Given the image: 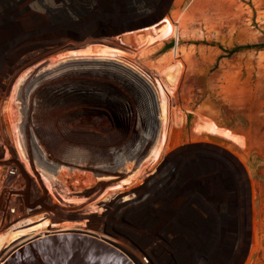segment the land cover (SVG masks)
I'll list each match as a JSON object with an SVG mask.
<instances>
[{
    "label": "bare ground",
    "instance_id": "1",
    "mask_svg": "<svg viewBox=\"0 0 264 264\" xmlns=\"http://www.w3.org/2000/svg\"><path fill=\"white\" fill-rule=\"evenodd\" d=\"M167 1L165 0L163 3H167ZM160 3L162 0L155 6L157 13ZM178 4L179 0H174L173 7H177ZM75 6L74 2L70 0H38L34 3L31 0H0V258L2 256L4 258L9 252L11 254L0 264H8L7 261L19 252L28 254L27 252L33 249V246H30L36 242L62 235L84 236L96 242L107 244L115 249L116 253L112 250L106 251L110 254L114 252L116 261L123 264H129L128 261L133 264H144L138 252L133 251L123 241L124 235L133 236L131 231L114 227L112 229L109 225L101 230H97L94 226L85 230L80 227L83 226L82 223L58 224L62 222L61 219L67 216V213L54 208L52 206L53 200L57 202L56 197L59 196L63 201L60 203L63 208L67 209L68 206H72L79 210L81 207L75 205L80 202L84 201V203H90L92 207H95L93 203L95 198L104 200L111 198L108 202L104 201L106 203L93 208V211L94 209L102 210L106 214L98 215L99 212L97 211L96 215H80L83 216V220L88 219L89 222H103L109 220V213L112 209H127L133 212L138 208L136 201H129L128 204L122 205L123 202L132 198L130 195H124L122 200L113 197L120 195V191L140 183L147 170L154 171L156 168L168 166L172 167L173 170H179L177 168L179 167L178 172L182 171L188 175L191 182L185 185L184 190H190L192 186L195 187L198 180L210 182L208 185L197 189L202 196L201 198L215 197L219 194L228 195L227 190L230 189L228 188L229 176L213 178L204 176V174L229 170L237 175L235 168L226 161L219 159L222 157H218V154L208 153L206 157L207 163H209L208 167L206 164L204 166L203 160L199 156H195L196 162L191 164V158L183 156V153H177L173 157V163L171 161V164H168L169 160H166V163L161 164V161L165 160L163 158L167 152L173 149L175 128L178 130L177 128L184 126L187 114L194 116L192 131L196 139L202 140L203 138L217 144L221 141L226 144L227 141L238 145L242 144L240 143L241 140L229 129L219 125L213 120L214 118H209L212 112H209L208 109L192 112L187 108L181 109L177 106V98H180V95L182 98L184 96L183 94L179 95V92H181L180 82L183 73H186V68L176 56L182 54L188 58V52L183 49H179L178 52L175 49L171 53L161 56L160 59L148 60L153 51L160 50L165 46L166 42L162 40L171 39L178 42L182 38L193 35L194 27L191 26V22H186L180 18L171 19L175 25L171 32L168 33L165 30L162 32V40H154L153 38L155 29L158 28L155 24L123 32L121 29L124 27H119L117 29H119L120 34L117 37L103 39L95 37H99V35H95L98 34L97 31H94L97 20L103 19L106 25L115 32L117 29L112 25L121 20L123 22L129 18H135L136 14L133 13V10L130 11L131 13L125 14V4L120 0H105L94 5L84 4L79 7L76 4ZM70 28L78 32L77 41L73 40V42L61 37L62 31ZM194 31L201 34L200 29ZM153 42L155 45L147 50L146 48L149 46L146 45H151ZM106 50L117 55L108 54ZM79 52H93V54H80ZM82 59L114 63L112 66L102 64L94 66L99 67L100 71L110 72V74L116 70L121 77L119 79H125L124 76L128 78L126 80L127 85L140 88L143 96L147 99V106L152 108L154 118V102L157 105L156 119L158 124L149 121L142 124L134 111L125 118L127 124L126 137L130 138L131 143L132 139H136L134 154H131L133 157L129 162L125 150L130 146L120 144L119 141L107 140L110 136L115 135V132L112 133L111 130H105L99 124H94L95 121H78L77 124L75 121V124L74 122L73 125L69 124L71 118L69 119L68 115L75 108L73 109L69 105L65 107L69 97L57 89L75 75L78 78L85 77L83 72L79 74L72 72L73 70H84L83 65L85 64L78 61ZM75 107L80 106L77 104ZM45 118L51 120L50 126H48V121L46 122ZM72 135L74 138H80L84 143L69 144L72 139H67L66 136ZM93 138L99 140L100 144H92ZM67 145H73L78 149V157L85 155L86 163L77 168H82L85 174L87 172L95 179L88 178L84 181L85 184L80 183L81 174H79L80 177H77L78 174L74 175L75 165L74 162L70 163L75 157L69 158L70 162L66 161L68 157L62 158V153ZM33 148L40 152L41 164L44 163L45 166L52 167L47 166L38 169L39 167L33 163L32 155H30L33 152L30 153L29 151ZM74 149L72 150L74 151ZM93 155L95 156L93 157ZM96 157L98 159H95ZM142 158H144V163L138 165ZM78 159L75 161H79ZM121 162L123 167L115 170V165ZM49 168L55 170L52 171ZM129 175L131 177H128ZM126 177L128 179H125ZM207 178L210 180L208 181ZM69 179H73L72 182H75L73 188L70 187L72 184ZM153 183L155 182L153 181ZM83 184L86 185L85 188H83ZM242 186V179L237 175V184H235V189L232 192L235 190L238 193L237 210L241 215L240 222L244 218ZM231 198L233 197L226 196V201L229 202ZM25 204H27L26 208L24 207ZM52 210L56 214L50 217V223L46 212ZM192 217L194 221H197L196 215ZM228 226L226 224L224 228H221V226L193 224L184 228H175L174 233L177 237L174 248L179 256L183 254L185 257L183 260H180L179 257V261L172 260V264H203L204 259L207 260L206 264H228L230 257L226 253L222 241V234L229 229ZM242 228L243 224H239L236 230L232 228L237 232L238 240L243 233ZM89 229L96 231V233L89 231ZM106 235L110 236L111 244L106 242L108 239L105 237ZM212 237L214 244L212 243L211 246L210 240L212 239L210 238ZM205 244L211 246L206 250V253L203 252ZM100 247L107 249L102 245ZM213 247L220 249L218 254L213 253ZM245 247L246 243L239 250L240 256ZM252 250L253 245L251 244L247 256L251 254ZM195 258L197 261L191 260ZM16 261L18 260L16 259ZM99 264H106L103 257H100Z\"/></svg>",
    "mask_w": 264,
    "mask_h": 264
},
{
    "label": "rangeland",
    "instance_id": "2",
    "mask_svg": "<svg viewBox=\"0 0 264 264\" xmlns=\"http://www.w3.org/2000/svg\"><path fill=\"white\" fill-rule=\"evenodd\" d=\"M36 1L38 0H31L32 3ZM70 1L74 2V6L77 4L81 7L84 4L94 5L105 0ZM120 1L125 4V14L131 13V10L136 14L135 18H129L123 22L121 20L112 25V27L116 29L124 27L121 29V32L141 29L149 23L156 21V19L163 14L165 16L162 20L155 23L158 28L155 29V33L153 34L154 40H162L161 37L164 30L168 33L172 31L175 24L172 23L171 19L176 20L180 18L186 22H191V26L194 27V30H201V34H197L192 30L193 35L182 38L178 42L172 41L171 39L162 40L166 42L165 46L160 50L153 51V53L149 55L148 60L160 59L161 56L167 55L175 49H177L178 52L181 49L188 52V58H185L182 54L176 56L186 68V73H183L180 82L182 85H180L181 92H179V95L183 94L185 97L183 96L182 98L180 95V98H177V106L181 109L187 108L192 112L199 109H208L209 112H212L209 118H214L213 120L219 125L229 129L241 140L240 143L243 145H238L230 141H227V144L221 141L218 142V145L215 142H209L203 138L202 140L204 141L196 139L192 131L195 121L194 116L187 114L184 126L182 128H177L178 130L175 128L173 149L167 152L163 158L165 160H162L161 164L166 163V160H169L168 164H171V161L173 163V157L176 156L177 153H183V156L191 158V164L196 162L195 156H199L203 160L204 166L206 164L208 167L209 163H207L206 158L208 153L213 155L218 154V157H222L219 159L233 166L236 170V174L242 179L244 218L243 221L240 222L241 215L237 210L239 201L238 193H236L235 190L232 192V190L235 189V184H237V175L231 173L229 170L204 174V176L213 178L229 176L230 184H228V188L230 189L227 190L228 195L219 194L215 197L201 198L202 196H200L197 189L206 186V184L208 185L210 182L206 183L205 181L198 180L196 182V188L192 186L190 190H184L183 188H185V185L191 183L190 179H188V175L182 173V171L179 173L178 171L180 168L177 166L175 167L179 170H173L172 167L168 166L166 168H156L154 171L147 170L146 174H144L145 177L143 176L140 183L120 191V195L113 197H117V200H122L124 195H130L132 198L123 202L122 205L128 204L129 201H136V207H138L135 210L136 212H131L127 209H112L111 212L108 211L110 212L108 221L89 222L88 219H86L87 221L82 220L81 222L62 221L58 224L82 223L83 226L80 227L85 230L93 226L97 230H101L106 225H109L112 229L122 228L128 232L131 231L130 233H132L134 237L124 235L123 241H125L133 251L136 250L138 252L144 264H172V260H178L179 257L180 260L184 259L185 256L183 254L179 256L174 248L177 237L174 233L175 228H184L193 224L213 225L214 227L221 226V228H224L225 225L228 224L229 229L222 234L224 249L230 257L228 259V264H264V0H179L178 6L173 7L172 4L168 12L167 7H165L167 3H163L165 0H162V3L159 5L158 13L155 10V6L158 5L161 0ZM156 14L157 16H155ZM167 22L170 23L167 24ZM94 29V31L98 33L95 35H99V37L95 36L96 38L109 39L114 37L112 36L114 33L112 28L108 27L103 19L95 22ZM65 30L62 31V38L69 41L78 39L77 31L71 28ZM118 30L119 29L115 30V32ZM154 45V42L151 45H146L149 46V48L146 49L150 50ZM106 52L111 55H117L108 50H106ZM81 53L93 54V52ZM78 61L79 63L85 64L83 65L84 70H73L72 72L76 74L83 72L85 77L78 78L76 77L77 75H75L57 89H60L59 92H63L65 96L67 95L69 97V101H67L65 107L69 105L76 110L69 113L68 117L69 119L71 118L69 124L73 125L75 121L76 124L78 121H95L94 124H99V126L105 130H111L110 132L112 133L115 132L114 134L116 136L112 135L107 140L119 141L120 144L123 145L128 144L130 147L125 150V153L127 161H131L133 157L131 154H134L136 139H132L131 143L130 138L126 137L127 124L125 118L129 113L134 111L142 124L148 121L153 122V124L154 122L158 124L156 119V103L154 102V118L152 108L147 106V99L143 96V92L140 88L127 85L126 80L128 78L124 76L125 79H119L121 77H119L120 75L116 70H113L110 74V72H102L99 70V67L97 68L94 66L96 64L112 66L114 63L86 59ZM76 97L77 99H75ZM75 103L79 104L80 107L76 108L75 106L77 104ZM45 120L46 122L48 121L47 124L50 126L51 120L49 121V118H45ZM63 138H71L72 142H69V144L84 143L83 140L77 137L74 138L73 135ZM91 143L98 145L100 141L93 138ZM69 148L70 151H68ZM73 148H75L74 151L72 150ZM64 150L62 158L68 157L66 161L68 160L70 162L69 158L75 157L70 163L74 162L73 164L75 165L73 174H78L77 177H82L81 179L83 181L80 180L81 184H85L84 181L88 178L95 179L87 172L85 174L82 168L78 169L86 163L85 155L78 157L77 153H79V151L73 145H67V148ZM29 151L30 153L33 152L30 155H32L31 158H33V163L39 167L38 169H43V167L48 166H45L44 163L41 164L40 158L42 156L40 152H37L34 148ZM65 153L71 155H66ZM95 155H93V157ZM76 157L77 159L79 158V161H75L77 160ZM217 158L214 159L219 160ZM95 159H98V157ZM143 159L144 158L139 161L138 165L144 163ZM121 167H123L122 162L115 165L114 168L118 170V168ZM49 169L52 171L55 170L54 168ZM79 174L81 175L79 176ZM128 177H131V175ZM125 179L128 178L126 177ZM207 180L209 181L210 179L207 178ZM72 181L73 179H69V182L72 184H70V187L73 188L75 182L73 183ZM153 181L156 184L153 183ZM85 186L86 185H84L83 188H85ZM72 188H70L71 191ZM226 196H232L233 198L227 202ZM58 197H56L57 202L52 199V206L56 209L63 208L60 205L63 201ZM110 199L111 198L107 200L95 198L93 200L95 207H92L90 203H84V201L75 206L78 207L77 205H79L81 207L79 211H82L86 216L96 215L98 212V215H102L106 214L105 211L103 212L97 209L93 211V208L99 207ZM26 206L27 204L24 205L25 208ZM46 213L51 223L50 217H53L56 213L54 210L47 211ZM192 214L198 217L197 221L193 220ZM186 215L187 217L185 219ZM169 220L173 221L170 226H168L169 223L164 222ZM239 224H243L244 229L242 228L243 233L238 240L237 232L232 230V228L236 230ZM154 229L155 231H153ZM89 231L96 233V231L92 229H89ZM56 237L54 236V238H46V240L44 239L41 242H36V245L33 244L30 246H33V249L29 250L30 252L28 251V254H21V252H19L7 261V263L99 264L100 257H103L106 264H123L120 261H116L117 258L114 257L116 256L114 255L116 250L107 244L96 242L84 236H80V238L78 235H62ZM105 237H108V239L106 238L107 241L103 240L111 244L110 236L106 235ZM210 239H212L210 240L212 246L214 244V238L212 237ZM244 243H246V247L240 256L239 250L243 247ZM248 244L253 245V250L249 256H247L248 253L245 256ZM101 245L105 246L107 249L101 248ZM211 246L205 244L203 252L206 253V250ZM106 250H112L114 252L110 254V252ZM212 250L214 251L213 253L218 254L220 249L213 247ZM8 255H11L10 252L9 254L7 253L4 258L3 256L0 258V263H3L8 258ZM203 257L205 258V255H203ZM16 259L18 261H16ZM191 260L197 261V258ZM206 261L207 260L204 259L203 264H206ZM128 262L129 264H133L130 261Z\"/></svg>",
    "mask_w": 264,
    "mask_h": 264
},
{
    "label": "water",
    "instance_id": "3",
    "mask_svg": "<svg viewBox=\"0 0 264 264\" xmlns=\"http://www.w3.org/2000/svg\"><path fill=\"white\" fill-rule=\"evenodd\" d=\"M173 1L174 0H168V2H167V12L169 11V9H170V7H171V5L173 4ZM165 15L163 14V15H160L157 19H156V21H154V22H151V23H149L147 26H150V25H152V24H155V23H157V22H159L160 20H162V18L164 17ZM120 34V31H116V32H114L113 34H112V36H118ZM102 37V36H101ZM77 41V40H76ZM59 210H60V212H65V213H67L66 215L67 216H65L63 219H61L60 221H68V222H81L82 220H83V216H80L81 214H83V212L82 211H79L77 208H74V207H72V206H68V208L66 209V208H58ZM84 215V214H83ZM249 246H250V244H248V248H247V250H246V254H245V256L247 255V253H248V250H249Z\"/></svg>",
    "mask_w": 264,
    "mask_h": 264
},
{
    "label": "crops",
    "instance_id": "4",
    "mask_svg": "<svg viewBox=\"0 0 264 264\" xmlns=\"http://www.w3.org/2000/svg\"><path fill=\"white\" fill-rule=\"evenodd\" d=\"M187 217V215L185 216V218ZM165 223L167 222V223H169V225L168 226H170V224L171 223H173V221L172 220H169V221H164ZM163 226H165V225H163Z\"/></svg>",
    "mask_w": 264,
    "mask_h": 264
}]
</instances>
